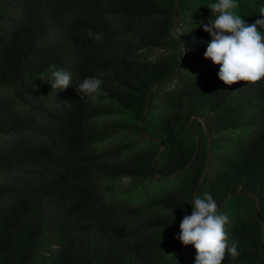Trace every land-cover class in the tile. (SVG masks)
I'll use <instances>...</instances> for the list:
<instances>
[{
  "label": "trees",
  "instance_id": "1",
  "mask_svg": "<svg viewBox=\"0 0 264 264\" xmlns=\"http://www.w3.org/2000/svg\"><path fill=\"white\" fill-rule=\"evenodd\" d=\"M212 2L0 0V264H193L174 236L200 183L237 241L221 264H264V79L203 58Z\"/></svg>",
  "mask_w": 264,
  "mask_h": 264
},
{
  "label": "clouds",
  "instance_id": "2",
  "mask_svg": "<svg viewBox=\"0 0 264 264\" xmlns=\"http://www.w3.org/2000/svg\"><path fill=\"white\" fill-rule=\"evenodd\" d=\"M211 18L198 27L208 34L202 56L213 65H219L217 78L225 85L238 81L246 85L264 79V5L259 7L257 19L248 23L236 11V0H213L207 7ZM89 38L99 41V34L88 30ZM49 88L62 91L71 84L72 74L49 65ZM100 80L86 77L75 87L80 100L95 101ZM191 212L184 215L178 225L174 239L182 246L194 249L193 264H221L225 252L235 257L237 241L229 240L224 230L227 217L217 212L216 201L210 194L194 195Z\"/></svg>",
  "mask_w": 264,
  "mask_h": 264
},
{
  "label": "water",
  "instance_id": "3",
  "mask_svg": "<svg viewBox=\"0 0 264 264\" xmlns=\"http://www.w3.org/2000/svg\"><path fill=\"white\" fill-rule=\"evenodd\" d=\"M208 167H209V164H207V167H206V169H205V173L208 171ZM205 173H204V175H205ZM200 184H201V183H200ZM200 184L198 185V187H197V189H196L195 195H197V192H198V190H199V188H200ZM244 193L247 194V195H249V196H251V197H253V198H255V199L257 200V210H258V208H259L258 198H257L255 195L251 194V193H246V192H244ZM262 255H263V250H262L261 253H260L259 263H260V261H261V259H262Z\"/></svg>",
  "mask_w": 264,
  "mask_h": 264
},
{
  "label": "rangeland",
  "instance_id": "4",
  "mask_svg": "<svg viewBox=\"0 0 264 264\" xmlns=\"http://www.w3.org/2000/svg\"><path fill=\"white\" fill-rule=\"evenodd\" d=\"M185 250H186V251H188V249H187V248H186Z\"/></svg>",
  "mask_w": 264,
  "mask_h": 264
}]
</instances>
